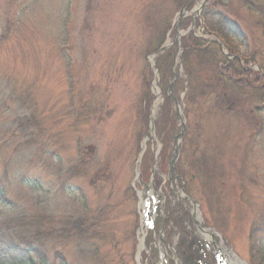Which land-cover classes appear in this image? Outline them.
Segmentation results:
<instances>
[{
	"label": "rangeland",
	"instance_id": "1",
	"mask_svg": "<svg viewBox=\"0 0 264 264\" xmlns=\"http://www.w3.org/2000/svg\"><path fill=\"white\" fill-rule=\"evenodd\" d=\"M246 1H207L240 40L206 30L203 0L178 31L173 0H0V233L40 228L46 264H157L160 250L180 264L200 255L205 227L239 259L264 264V109L239 79L230 103L204 95L182 45L190 34L218 41L229 62L262 69L248 58L264 57V6ZM216 139L229 143L220 179L204 159ZM149 188L162 199L152 232L140 215ZM68 218H94L99 237L63 238L60 256L52 238ZM0 264H13L2 251Z\"/></svg>",
	"mask_w": 264,
	"mask_h": 264
},
{
	"label": "trees",
	"instance_id": "2",
	"mask_svg": "<svg viewBox=\"0 0 264 264\" xmlns=\"http://www.w3.org/2000/svg\"><path fill=\"white\" fill-rule=\"evenodd\" d=\"M173 1L177 8L181 9L182 7L188 5L192 0ZM254 2V0H247L246 6L250 10H253ZM259 2H261L264 6V0H259ZM214 16L216 18H214ZM202 18L207 31L224 32V30H229L230 32L236 33V36L242 40L240 34L236 32L238 31V26L235 21L230 19L225 12L215 10L214 7L211 6V2L206 4L204 7L202 11ZM259 25H261L264 30V14H261L260 16ZM182 45L185 59H190L194 63H197V65H194L188 62L190 64V66L186 65L188 76L191 78L195 77L196 79L200 78L203 83L207 84V89L204 91V95H207L210 90H215V92H221L223 94L221 100L225 101L224 103H230V99L228 98L231 97L228 94L227 88L233 86L235 81L239 79L242 81L240 84H244L245 89H251L252 92L256 93V95H254V93L250 94L253 101L255 99L259 101V105L261 107L257 106L256 109H264V57L262 60L257 61L254 59L256 56L255 54L253 57L249 54L248 59H250L251 62H260L262 68L259 71H254L247 67V69H245L241 66L238 60L229 62L226 55L221 50V46L218 41H210L190 34L188 37L183 39ZM231 79L233 80V83H231ZM228 82L231 85H228ZM165 101L168 106L171 105L172 98L167 93L165 95ZM240 113L247 116L249 114H247L246 111ZM228 144V142H222L220 139L217 141L216 139L215 145L213 147L212 145H209L208 151H206L204 155V159L206 161L205 166H207L210 176L212 177L213 175V178L224 176L225 172L222 173L220 171L224 165L220 164L219 161L221 160V157L225 155H223V153L228 151ZM216 170L219 176L214 177V174H211V172L215 173ZM4 193L5 189L0 183V196L4 197ZM216 193L217 197H219V192ZM216 212L218 213L219 210L216 209ZM96 226H98V223L94 220V218H68V220L64 222V225L59 229V233H61V235L53 236L54 238H52L54 240L57 239L55 241V245H58L56 247L58 254H60V256L63 255V238H66L64 241L73 238L78 241L95 240L99 237V231L96 230ZM22 227L24 226H21L20 228ZM11 232H13V230L10 231L9 228H7L0 233V251L7 255L10 262L13 264H37V259L40 257L42 260L41 264H46L45 257L47 255L45 254V248L47 247L48 241L47 236H44L45 233L40 228L36 231L31 230L29 231L30 233L23 232L19 235H15L18 232H14L13 234H11ZM95 256H98L97 252L95 253Z\"/></svg>",
	"mask_w": 264,
	"mask_h": 264
},
{
	"label": "bare ground",
	"instance_id": "3",
	"mask_svg": "<svg viewBox=\"0 0 264 264\" xmlns=\"http://www.w3.org/2000/svg\"><path fill=\"white\" fill-rule=\"evenodd\" d=\"M205 236H207L208 238H212V234H211V232L209 231V230H205ZM143 248H144V239L142 238L141 240H140V251L141 250H143ZM227 255L229 256V262H230V264H245L244 262H242L240 259H238V258H236L235 256H232V255H230V253H227Z\"/></svg>",
	"mask_w": 264,
	"mask_h": 264
},
{
	"label": "water",
	"instance_id": "4",
	"mask_svg": "<svg viewBox=\"0 0 264 264\" xmlns=\"http://www.w3.org/2000/svg\"><path fill=\"white\" fill-rule=\"evenodd\" d=\"M206 1H207V0H204V1H203V4H202L201 8L197 10L198 13L201 11V9L203 8V6L206 4ZM187 8H188V6H186V7H184V8L181 9V11H180V13H179V20H178V23H177V28H178V26H179V21H180V19L185 15V13H186V11H187ZM165 49H166V47H163L160 51H163V50H165ZM175 152H177V149H176ZM175 154H176V153H175Z\"/></svg>",
	"mask_w": 264,
	"mask_h": 264
}]
</instances>
